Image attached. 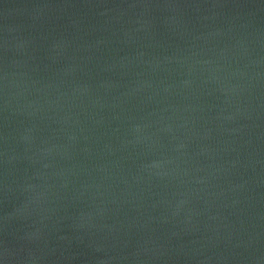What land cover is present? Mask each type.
<instances>
[{"label":"water","instance_id":"water-1","mask_svg":"<svg viewBox=\"0 0 264 264\" xmlns=\"http://www.w3.org/2000/svg\"><path fill=\"white\" fill-rule=\"evenodd\" d=\"M0 264H264V0H0Z\"/></svg>","mask_w":264,"mask_h":264}]
</instances>
